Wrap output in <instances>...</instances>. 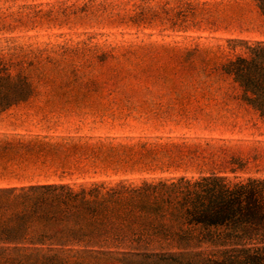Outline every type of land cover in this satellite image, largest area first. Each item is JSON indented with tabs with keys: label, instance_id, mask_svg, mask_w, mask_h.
<instances>
[{
	"label": "rangeland",
	"instance_id": "rangeland-1",
	"mask_svg": "<svg viewBox=\"0 0 264 264\" xmlns=\"http://www.w3.org/2000/svg\"><path fill=\"white\" fill-rule=\"evenodd\" d=\"M257 42L255 0H0V59L34 87L0 99V190L264 178V118L223 69Z\"/></svg>",
	"mask_w": 264,
	"mask_h": 264
},
{
	"label": "trees",
	"instance_id": "trees-1",
	"mask_svg": "<svg viewBox=\"0 0 264 264\" xmlns=\"http://www.w3.org/2000/svg\"><path fill=\"white\" fill-rule=\"evenodd\" d=\"M255 2L264 15V0ZM9 69L0 59V99L34 91ZM223 69L264 118V44ZM193 239L218 248H190ZM0 264H264V178L211 172L3 189Z\"/></svg>",
	"mask_w": 264,
	"mask_h": 264
},
{
	"label": "crops",
	"instance_id": "crops-1",
	"mask_svg": "<svg viewBox=\"0 0 264 264\" xmlns=\"http://www.w3.org/2000/svg\"><path fill=\"white\" fill-rule=\"evenodd\" d=\"M4 121H7L6 120V117H5V115H0V123L2 124V123H4ZM1 141H2V139L0 138V148H1ZM8 141V145H9V139L7 140ZM1 154H0V158H1ZM0 163H2V161H0Z\"/></svg>",
	"mask_w": 264,
	"mask_h": 264
}]
</instances>
